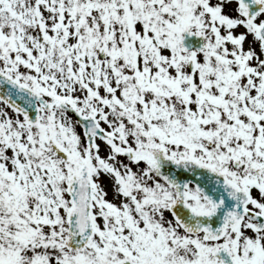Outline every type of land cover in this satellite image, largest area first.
Listing matches in <instances>:
<instances>
[{
  "label": "snow or ice",
  "instance_id": "6c2138e0",
  "mask_svg": "<svg viewBox=\"0 0 264 264\" xmlns=\"http://www.w3.org/2000/svg\"><path fill=\"white\" fill-rule=\"evenodd\" d=\"M0 264H264V0H0Z\"/></svg>",
  "mask_w": 264,
  "mask_h": 264
}]
</instances>
